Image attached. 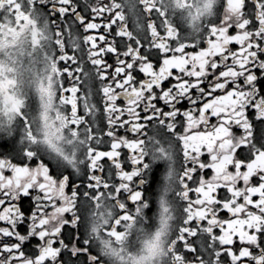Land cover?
Masks as SVG:
<instances>
[{"label": "snow or ice", "instance_id": "snow-or-ice-1", "mask_svg": "<svg viewBox=\"0 0 264 264\" xmlns=\"http://www.w3.org/2000/svg\"><path fill=\"white\" fill-rule=\"evenodd\" d=\"M0 264H264V0H0Z\"/></svg>", "mask_w": 264, "mask_h": 264}]
</instances>
